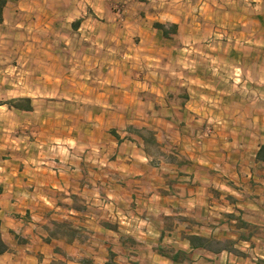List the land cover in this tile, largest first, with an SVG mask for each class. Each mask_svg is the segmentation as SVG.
Instances as JSON below:
<instances>
[{
  "label": "crops",
  "instance_id": "crops-1",
  "mask_svg": "<svg viewBox=\"0 0 264 264\" xmlns=\"http://www.w3.org/2000/svg\"><path fill=\"white\" fill-rule=\"evenodd\" d=\"M122 1H6L0 27L25 20L8 26L20 55L0 58V264H264V236L239 239L215 211L223 191L248 227L264 216V0ZM68 220L74 236L44 229ZM191 233L245 255L191 250Z\"/></svg>",
  "mask_w": 264,
  "mask_h": 264
},
{
  "label": "rangeland",
  "instance_id": "rangeland-1",
  "mask_svg": "<svg viewBox=\"0 0 264 264\" xmlns=\"http://www.w3.org/2000/svg\"><path fill=\"white\" fill-rule=\"evenodd\" d=\"M14 2H16V1H14ZM248 3L253 4V2H251L250 0H241V1H239L237 7L245 9L246 7L253 6V5L249 6ZM111 4H112L111 5L112 8H115L116 10H118V9L122 10L125 7L126 1H122V0L121 1H116L115 0V2H112ZM224 6L226 7L227 5L224 4ZM12 7H15V5H13ZM8 8H11V4H9ZM255 11H257V9L253 8L252 16H255L254 17L255 20L256 19H260L259 17L257 18V16L255 15L256 14ZM229 19H230V17H227V19L224 18L223 23H230L231 24ZM24 20L25 19L23 17V14L19 15L17 13V14H14V16H12V15L8 16L6 22L4 23V25L2 27H0V58L5 59L6 57H9V56H18V55H20V50L22 49V45H20V42L23 41L22 36L20 34H18V33L13 32L8 26H12V25H15V24H22L24 22ZM226 34H227V37H228L229 34H231V32H226ZM233 35H234L235 38H239V40L242 39V36L239 35L238 33L237 34L233 33ZM233 35L231 37H233ZM38 36H39L38 33L33 35V37L37 38V39H38ZM41 36H42V34H41ZM235 38H233V39H235ZM253 38L254 39H252V40H256V39L264 40V32L255 33ZM8 39H11L12 41L14 40L15 43L12 42V43L8 44L6 42ZM194 39L195 40H199V41H203L204 43H208L209 41H213L214 39H216V37L212 36V35L209 36L207 34V35H201V37H199V38L196 36V37H194ZM164 66H165L164 64H161L160 68H162ZM175 66L180 67V69L182 68V66L177 65V64ZM214 125H215L214 122L206 123L204 125V128L201 130V132L203 131L201 133V136L204 138L205 136H208L212 132H214V130H213ZM207 128H210L211 131L209 133H207L206 135H204L205 130ZM148 130L149 129H143L142 132H141V135L143 137H149L150 133H149ZM147 150L152 155H157L156 154L157 153V148H156V146L153 143H148L147 144ZM219 195L223 196V195H225V192L220 191L218 193V196L216 197L218 199V204H216V206H218V208L215 211L217 212L219 217H221L222 221L224 222L223 227L226 228V226L227 227L229 226L228 224H231L228 220H233L234 221V219H230V217L227 216L229 213L228 212H224L223 208L221 207L223 205L224 196H223V198H219ZM76 203L78 205L80 204L78 201H76ZM90 210H92V209H90ZM95 212H97V210H95ZM230 213H234V212H230ZM210 215H213V214H210ZM248 218L252 219L253 221H256L258 224H256L254 227H252V226L251 227H247V229L241 230L240 233H244V235H249V240L252 242V239H251L252 236H254V235H259V236L263 235L264 236V216L261 215V214L252 213V217H248L247 215H245V219H248ZM120 220H121L120 218H117V219H115V222L117 223V221H120ZM66 223L69 224L70 221L66 222ZM111 223H114V222H111ZM170 223L171 222H169V225H170ZM115 224H112V225H115ZM164 225L167 226L168 223L164 221ZM116 226H118V225L116 224ZM52 228H53V226H52ZM60 228H61V231H64L65 233L67 232L65 228H62V227H60ZM220 238H223V237L221 236ZM261 242L262 241H257V244L260 245ZM257 253L258 254H262V255L264 254L262 251H258V250H257ZM252 255L257 257V255L254 254V251H250V257ZM243 264H250V260L247 261V262L244 261Z\"/></svg>",
  "mask_w": 264,
  "mask_h": 264
},
{
  "label": "trees",
  "instance_id": "trees-1",
  "mask_svg": "<svg viewBox=\"0 0 264 264\" xmlns=\"http://www.w3.org/2000/svg\"><path fill=\"white\" fill-rule=\"evenodd\" d=\"M6 1L7 0H0V23L3 21V9L6 5ZM148 131L150 133V136L142 138H144V141L147 144L153 143L156 146L155 139L153 137V132L151 130ZM136 133L141 136L140 132ZM169 160H173L171 155L169 156ZM256 161L264 165V143L259 146L256 152ZM227 216H229L230 219L235 220L238 228H242V230L247 229V222L240 218V216H235L233 213H229ZM103 224L108 228L116 229V225H112L108 222H104ZM52 226V229H50L47 225L44 226V229L48 233L49 237H53L55 235L74 236L75 234V229L71 228L69 224H67L65 221H52ZM60 227L65 228L67 232L65 233L64 231H61ZM184 237L187 240L189 248L191 250H200L211 254H218L222 251H227L237 256L245 255V253L241 249L235 246L236 243L231 238H216L213 236H204L197 233L184 234ZM239 239L249 241V235H244V233H240ZM7 249L8 247L2 239L0 231V254L6 252ZM158 252L173 261H182L187 258L186 251H184L183 249L174 248L169 245H159Z\"/></svg>",
  "mask_w": 264,
  "mask_h": 264
},
{
  "label": "built area",
  "instance_id": "built-area-1",
  "mask_svg": "<svg viewBox=\"0 0 264 264\" xmlns=\"http://www.w3.org/2000/svg\"><path fill=\"white\" fill-rule=\"evenodd\" d=\"M210 131H211L210 128H207V129L205 130V134L209 133Z\"/></svg>",
  "mask_w": 264,
  "mask_h": 264
}]
</instances>
